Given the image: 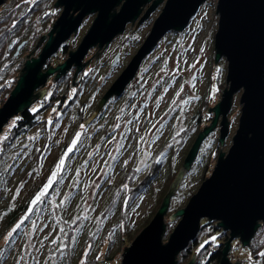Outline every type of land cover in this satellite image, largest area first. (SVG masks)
Here are the masks:
<instances>
[{"label":"rangeland","instance_id":"rangeland-1","mask_svg":"<svg viewBox=\"0 0 264 264\" xmlns=\"http://www.w3.org/2000/svg\"><path fill=\"white\" fill-rule=\"evenodd\" d=\"M9 2L10 0H7L5 4ZM50 2L51 8H54L57 0ZM217 2L218 0H207L187 26L186 31L167 34L162 43L147 56L140 75L135 81L133 80V84L137 83V85L127 89L124 98L109 104L104 119L98 115L87 126L85 124L82 126L81 119L76 114L79 105L69 109L64 116L57 109H48L47 116L54 120L47 128L51 131L52 146L42 160V164L36 163V159L38 152L48 141L47 131L36 128L17 139L7 162L8 176L0 181V264H93L96 258L97 263L94 264L122 263L126 250L122 238L125 236L129 240L136 233H142L153 222L166 200V195L163 196V188L169 167L164 170L165 176L163 174L162 179L153 182L151 191L133 202L130 212L126 215L117 207L113 212H109L111 204L117 197V189L123 181V176L131 167L139 171L143 169L141 176L146 174L152 160L158 153L164 151L171 156L178 151L175 161L176 166L181 167L192 147L193 137L197 135L193 123L200 122L203 125L210 121L214 114L209 113L210 109L220 103L222 93L228 88L227 60L225 58L220 59L219 62L215 60V35L219 29ZM3 6L0 13L5 9ZM159 6L158 11L151 17L152 23L149 26L145 25L144 29L138 31L139 33L134 32V29L127 31V34L113 41L106 49L99 50L94 47L86 57L85 63L91 61L85 70H91V73L88 75L85 89L81 90L80 105H84L83 114L84 117H88L87 120L95 114L106 89L110 88L126 66L130 65L145 37L151 33L150 29L155 18L157 19L163 12L165 5L161 3ZM62 11L60 8L55 19L61 17ZM95 18L94 14L89 16L77 36H72L66 43L72 47L70 48L72 51L80 47ZM51 29L43 33L41 38L47 36ZM38 43L39 40L30 47L37 49ZM33 48L27 50L23 58L17 61L15 67L20 73L25 66L26 57L35 50ZM97 53H102V56L96 60ZM118 53L122 56L119 62L113 65ZM39 54L40 52L36 57ZM68 58L63 56L58 60L59 58L55 57L51 65L52 67L61 65ZM20 73L17 75L18 80ZM81 76L82 73L79 77ZM56 83L54 78H51L44 88L46 93L43 94V99L52 93ZM16 84L14 85L12 81L7 84L8 94L12 93ZM242 92L235 95L233 108L228 116L231 122L230 135L225 145L221 146L222 153L225 154L233 145L240 124ZM6 94L2 101L0 100V108L5 104ZM33 105L35 110L40 108L38 103ZM114 121L119 122L122 127H117L118 123L113 124ZM211 122L212 120L207 126L211 125ZM12 123L11 121L10 124ZM111 123L114 129L109 134L108 127ZM9 125L0 135V149L10 129ZM188 132L190 137L186 138ZM106 133H108L107 137H105ZM220 135L217 128L203 141L193 168L184 176L179 189L174 193L170 202V211L165 218L167 228L169 225L174 226L168 233V238H164L165 243L169 242L176 225L181 221V219L173 221L170 218L177 211L186 208L205 180L211 178L217 163L216 160L213 161V157ZM81 139L83 142L77 148L76 145ZM64 147L65 153L61 158L63 164H58L56 169L61 171L68 162L64 181L53 188V195L48 198L46 206L42 210L38 206L34 217L21 230L17 239L11 241L4 250L8 242L7 236L11 234L9 233L11 230H8L6 239L2 238V233L7 229V208L16 207L33 196V192L42 180L49 178V184L56 180L57 174L54 169L57 156ZM207 160H212L208 170H206ZM172 185L167 188V193L172 190ZM126 222H128L126 233H123V225ZM260 235L261 245L264 242V233ZM109 240L113 244L110 250H108ZM220 240L218 235H211L198 245L196 254L200 255L208 243L217 244ZM232 248L230 255L233 264L237 262L253 264L249 247H243L235 240ZM195 258L197 261V256ZM202 260L203 263L206 261L205 258ZM255 264H264V258L261 256L259 262Z\"/></svg>","mask_w":264,"mask_h":264},{"label":"water","instance_id":"water-1","mask_svg":"<svg viewBox=\"0 0 264 264\" xmlns=\"http://www.w3.org/2000/svg\"><path fill=\"white\" fill-rule=\"evenodd\" d=\"M154 0H57L56 8L62 9L50 33L43 36L37 49L26 57L19 82L10 98L0 108V135L13 118L29 110L38 98H43L49 80L58 82L74 67V81L84 72L85 63L94 47L106 49L118 36L125 34L128 24H135L144 6ZM165 0L153 2L148 12L138 23L145 22ZM7 0H0V9ZM207 0H168L163 12L155 19L151 33L132 58L129 66L106 90L98 109L85 125L95 120L107 102L122 97L127 86L138 75L144 60L171 32H184ZM216 14L218 30L215 35V60H227V85L222 100L209 113L212 124L203 128L183 162V168L165 197L160 211L124 252L121 264H178L177 256L184 252L199 235L204 220L217 222L219 228L230 234L222 250L220 264L231 262L232 244L239 240L243 247L250 243L261 227H264V0H218ZM96 15L93 26L83 37L76 51L70 49L69 58L63 64L44 70L48 61L72 38L77 36L85 20ZM137 23V22H136ZM137 27V28H138ZM135 28V30L137 29ZM134 30V32H135ZM41 50L38 57L37 52ZM103 53V52H102ZM101 53V54H102ZM96 54V60L102 55ZM118 60V58L116 59ZM96 62V61H95ZM94 62V64H95ZM217 62L215 64L217 65ZM241 116L237 134L228 153L218 156L211 178L205 180L198 193L186 208L170 219H181L175 232L164 241L167 231L166 216L170 202L184 176L193 168L199 157L203 141L219 128V143L223 146L230 135L228 120L233 108V99L238 92ZM195 256L188 264H196ZM235 264H242L237 262Z\"/></svg>","mask_w":264,"mask_h":264},{"label":"trees","instance_id":"trees-1","mask_svg":"<svg viewBox=\"0 0 264 264\" xmlns=\"http://www.w3.org/2000/svg\"><path fill=\"white\" fill-rule=\"evenodd\" d=\"M55 6L54 8H51L50 0H10L7 5L5 4L3 6V8L5 7V9L0 13L1 101L3 99V96L8 93L7 84L11 81L14 85L19 82L17 75L20 73V70L15 67L17 61H20L27 50L33 48L30 47L31 44L34 46L36 41L40 40L41 35L45 32H48V29H51V27L54 26L55 21H57V19H55L57 17L56 13L60 12V9L57 11ZM70 48H72L70 45L65 44L53 58L56 57L59 58L58 60H60L63 58V56H69ZM52 59L48 61L44 69L45 71L52 67ZM74 70H76L75 67L67 76H64L61 80H58V82L55 84L56 88L54 87L52 93H50L47 97H45L44 99H37L38 101H36L35 103H38L40 105V108L38 110H35L33 105L29 110L23 112L22 115L13 118V123L9 125L10 129L8 130V134L6 135V138L3 142L2 149H0V181H3L5 179V176H8L7 173L9 171V165H7V162L9 161L11 153H13L12 149L14 148L17 139H20L24 134L26 135L28 133H31V131L36 128H40V130H46L49 136L45 147L38 152L39 154H37L36 163L42 164V160H44L46 154L49 153L48 151L52 146L50 137L51 131H49L47 128L49 127L50 123L54 122V120L53 118L47 116L46 113L47 111H49L48 109H57L61 111L63 113L62 116H64L69 109L76 105H79L80 107L78 108L79 110L76 114L79 116V119H81L80 125L85 126L84 124L85 121H87L88 117H84V105H80V96L81 90L85 89L86 78H89L88 75L91 73V70H88L86 72L84 71L81 78L75 82V86L73 85V79L75 78ZM14 87L15 86H13V88ZM62 118H60V120ZM100 118L104 119L101 116ZM212 119L213 118H211V120ZM210 121H207L203 125L200 124V122L193 123L195 124V129H197V135L193 137L192 147L197 136H199V132L203 131V128L210 124ZM52 126L53 124L51 125V129ZM108 128V133L110 134L111 130L114 129L113 124L111 123ZM76 133L77 132H75V134ZM108 133H106L105 137L108 136ZM186 135V138L190 137L189 132L186 133ZM82 142L83 140L81 139V141L77 143L76 147L79 148ZM217 144L218 146L215 152V157H213L214 160L212 159L213 161H217L218 156H220L222 144L219 143V140ZM64 150L65 147L57 156V164L54 169V172L57 174L56 180L51 184L48 183L49 178L46 180H42L40 182V185L33 192V196H30L25 202L17 205L16 207L10 209L7 208V229H5V233H2V238L4 240L6 239L5 237L8 233V230H11L9 232L11 234L7 236L8 242L3 248L4 250L11 241L17 239L21 230L25 228L27 223L34 217V213L36 212L38 206L41 210L46 206L45 203L48 201V198L53 195V188L60 184L59 182L64 181V176H66L67 174L66 168L68 162L66 161L67 163L64 164V167L61 168V171L60 169L58 171L56 170L58 169L57 165L61 163L60 161L62 155L65 153ZM177 155L178 151H176L173 156L169 155L167 151L158 153L155 159L152 160L149 166L150 169L147 170L146 174L142 176L141 173L143 169L139 171V169L137 170L131 167L129 171H127L123 176V181H121V184L117 189V197L113 201L114 203L111 204L109 212H113L117 207L124 215L129 213V209L132 206L133 202H136L137 198H139L143 194L151 191L153 182L155 183L157 180L162 179L164 170L168 169L167 167H169L165 177L166 179L164 180V182L166 181L165 187L163 188V196H167V188L171 184H173L175 179H177L176 177L180 172V168H183L182 166L184 161L182 162L181 167L176 166L175 158H177ZM212 160H207L208 167L206 168V170L211 167L210 163H212ZM127 223L128 222L123 225V233H126L125 228ZM173 226L174 225H169V227L167 228L168 232L165 236V239L166 237L168 238V233L172 231ZM201 229L202 230H200L199 235H197L196 241L192 242L184 252L177 256V262H179L178 264H188V262H191V259L194 256H197V264H201V262H203L202 259L204 258L208 260L205 264H220V261H222L221 252L222 250H224V245L230 239V234L219 228L217 222H211L208 221V219L202 222ZM139 233H136L134 237H136ZM260 233H264V228H260L255 236V239L252 240L249 246L250 252L253 257V264L258 263L261 256L262 258H264V242L261 245L259 244V239L261 238ZM213 234L219 236V239H221L219 243L214 244L213 242H210L205 248H203V251H201L200 255L199 253L196 254L198 245H200L201 242L207 240V238ZM134 237L130 238L129 240H127L125 236L122 238V243H125L124 245L126 249L128 248V246L132 245ZM237 241L239 245H242L239 240ZM108 244V250H110L113 244L112 242H110V240ZM212 248L215 250H211ZM2 252L3 250L1 251V253ZM95 262L97 263V258L96 261L93 262V264Z\"/></svg>","mask_w":264,"mask_h":264},{"label":"flooded vegetation","instance_id":"flooded-vegetation-1","mask_svg":"<svg viewBox=\"0 0 264 264\" xmlns=\"http://www.w3.org/2000/svg\"><path fill=\"white\" fill-rule=\"evenodd\" d=\"M156 1H159V0H156ZM166 1H168V0H165V1H163V3H162V5L164 4L165 5V3H166ZM153 2H155V0L153 1ZM153 2H151V3H149L148 5H146V6H144V8H143V11H144V13H142L141 14V16L139 17V19H138V21H136L135 22V24H128V26H127V29H126V31H125V33L127 34V31H133V29L135 30V28H137L138 27V23H140L139 21L141 20V18L145 15V12H148V9L151 7V5L153 4ZM160 8V6L157 8V11H158V9ZM157 11H155V12H157ZM154 12V13H155ZM154 14L152 13L151 15H150V17L146 20L145 19V22L144 23H142V24H140V26L135 30V31H140L141 29H144V27H145V25H147V26H149L150 25V23H152V21H151V17L153 16ZM156 19V18H155ZM86 21V20H85ZM156 22V21H155ZM154 22V23H155ZM153 23V24H154ZM133 26V27H132ZM153 27V26H152ZM152 29V28H151ZM150 29V30H151ZM131 33V32H130ZM139 33V32H138ZM141 34V33H140ZM149 34V33H148ZM148 34H146V36L148 35ZM123 35H125V34H123ZM123 35H120V36H118L116 39H118L119 37H121V36H123ZM116 39H114V41H116ZM128 39H129V37H128ZM145 39H146V37H145ZM145 39H144V41H145ZM165 39V37L163 38V40ZM162 40V41H163ZM141 41V40H140ZM143 41V42H144ZM162 41H161V43H162ZM142 42V43H143ZM144 44V43H143ZM160 45V43L157 45V46H159ZM141 46H142V44H141ZM157 48V47H156ZM155 48V49H156ZM62 49V48H61ZM139 50V49H138ZM39 52H41V50H39L38 52H37V54L39 53ZM98 55H100V54H98ZM122 56V54H120V53H118V56H116L115 58L117 59L118 58V60H116L115 59V61L113 62V65L114 64H116V63H118L119 62V58ZM146 60V59H145ZM145 60H144V62H145ZM143 62V63H144ZM144 65V64H143ZM46 67V66H45ZM142 67V66H141ZM92 68V67H91ZM89 69V68H88ZM84 71L86 72V70L84 69ZM140 71H141V68H140V70H139V72L137 73L138 75H140ZM84 73V72H83ZM82 73V74H83ZM137 75V76H138ZM137 76H136V78L134 79V81L137 79ZM81 77H79V79H80ZM78 80V79H77ZM50 81V80H49ZM134 81H132L129 85L130 86H127V89H129V88H131L132 86H134V85H137V83L136 84H133V82ZM86 82H87V78H86ZM48 84H49V82H48ZM111 88V87H110ZM109 89V88H108ZM108 89H106V90H108ZM127 89L125 90V92L123 93V95H122V97H114V98H112V99H110L108 102H107V104L105 105V107H104V109L102 110V112L99 114V117L101 116V117H104V115H105V112L107 111V109L109 108L108 106H109V104L111 103V102H117V101H119V100H121L122 98H124L125 97V94L127 93ZM43 90H44V88H43ZM43 90H41V92H43ZM106 92V91H105ZM105 94V93H104ZM104 96V95H103ZM102 96V97H103ZM36 104V103H35ZM122 108V107H121ZM121 108H120V110H121ZM115 110V109H114ZM102 114V115H101ZM120 114H121V111H120ZM115 123H118V126L117 127H119V128H121L122 126L119 124V122H115L114 121V123L113 124H115Z\"/></svg>","mask_w":264,"mask_h":264},{"label":"built area","instance_id":"built-area-1","mask_svg":"<svg viewBox=\"0 0 264 264\" xmlns=\"http://www.w3.org/2000/svg\"><path fill=\"white\" fill-rule=\"evenodd\" d=\"M10 96H11V93H10V94H8V93L6 94V96H5V98H4L5 103H6V101L10 98ZM211 250L214 251L215 249L212 248ZM207 261H208V260H206L204 263L201 262V264H205ZM197 263H198V261H197ZM197 263H196V264H197Z\"/></svg>","mask_w":264,"mask_h":264},{"label":"snow or ice","instance_id":"snow-or-ice-1","mask_svg":"<svg viewBox=\"0 0 264 264\" xmlns=\"http://www.w3.org/2000/svg\"><path fill=\"white\" fill-rule=\"evenodd\" d=\"M61 164H63V161H61ZM213 239H215V238H213Z\"/></svg>","mask_w":264,"mask_h":264}]
</instances>
